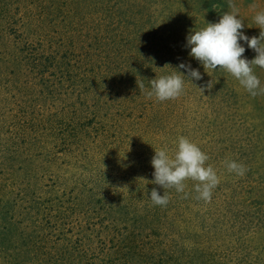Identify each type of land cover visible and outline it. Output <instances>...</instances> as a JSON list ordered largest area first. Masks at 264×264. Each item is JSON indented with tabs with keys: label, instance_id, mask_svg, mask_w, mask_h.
Segmentation results:
<instances>
[{
	"label": "rangeland",
	"instance_id": "rangeland-1",
	"mask_svg": "<svg viewBox=\"0 0 264 264\" xmlns=\"http://www.w3.org/2000/svg\"><path fill=\"white\" fill-rule=\"evenodd\" d=\"M206 1L0 0V202L8 199L7 179L19 174V166L22 172L30 174L66 170L57 164L68 161V157L59 159L55 148L50 151L44 147L56 143L55 135L45 137L43 133L49 124L54 132L62 116H73L77 100L61 89L59 79L65 77L62 70L80 55L95 62L98 72H112L117 80V89L110 87L109 92L100 94V99L90 100L100 114L114 116L122 100L127 101L122 106H129L148 98L137 83L150 90L149 80L171 74L180 63L190 64L203 77L193 83L185 77L184 91L176 99L161 102L155 97L148 98L151 104L148 119L139 130L142 136L136 133L133 140H126L128 144L133 141L131 144L137 148L131 151L135 153L133 159L117 154L114 146L100 150L103 157L99 154L96 168H106L108 178L102 187L107 196L133 187L143 193L158 189V185L151 183L154 149L166 147L171 154L178 137L184 136L209 156L206 165L216 170L220 183L213 189L210 202L196 199L195 182L191 180L185 181L187 198L184 193L167 189L174 195L170 201L173 208L189 211L194 222L200 224L212 217L213 212L227 216L223 221L234 222L232 216L237 214L245 215L244 221L249 219L246 216L251 146L254 140L264 142V95L252 97L234 77L219 68L210 70L208 75L200 62L189 56L186 40L189 33L206 27L207 22H218L222 13L231 11L229 0H220L222 5L215 7L212 14ZM231 3L239 8L243 33L249 38L259 37L260 29L253 18L262 11L260 0H231ZM240 43L246 49L244 57L254 59L255 51L244 41ZM155 49L159 50L157 58ZM145 60H154L159 65L153 77L140 73L147 72L149 67ZM179 71L187 75L184 69ZM254 74L264 87V69L254 66ZM210 80L213 86L208 89ZM22 152L25 155L20 157ZM23 157L28 159L26 166L19 165L18 160ZM228 160L245 165L246 174L240 177L229 173L225 166ZM148 198L143 194L137 203L146 204L150 202ZM185 219L183 224L187 228L191 221ZM171 230L178 231L176 227ZM183 235L176 233L174 237L184 238ZM174 243L173 239L175 256H180L181 247ZM239 248L243 250L244 246ZM147 256L146 252H132L127 261L147 264L150 263ZM168 257L170 253L168 256L165 253L160 261H168ZM219 264L228 263L224 260Z\"/></svg>",
	"mask_w": 264,
	"mask_h": 264
},
{
	"label": "trees",
	"instance_id": "trees-1",
	"mask_svg": "<svg viewBox=\"0 0 264 264\" xmlns=\"http://www.w3.org/2000/svg\"><path fill=\"white\" fill-rule=\"evenodd\" d=\"M218 5H222L220 0L206 1L212 14ZM260 5L264 11V0ZM154 54L157 58L159 50ZM75 57L62 70L65 77L59 79L61 89L77 100L73 116H62L54 132L49 124L43 133L55 135L56 143L44 147L55 148L59 159L68 157L57 164L66 170L30 174L19 166V174L7 179L8 199L0 202V264H130L132 252H146L147 264H219L224 260L264 264V142L254 140L251 146L246 221L239 214L232 216L234 222L223 221L227 216L213 212L207 221L196 223L189 211L173 208L174 195L160 186L157 191L169 196L166 206L153 205L150 191L143 193L137 187L107 196L102 187L108 178L106 168H96L101 153L114 146L117 154L133 159L131 151L137 148L126 140H133L136 133L142 136L139 130L148 119L151 100L142 97L140 103L129 106H122L127 103L122 100L114 116L100 114L90 100L100 99L110 87L115 89L117 80L112 72H98L97 64L85 56ZM154 62L145 60L149 67L140 72L143 77L157 72L159 65ZM18 161L19 165L29 163L24 157ZM143 194L150 202L140 205L137 198ZM186 217L191 221L187 228ZM176 233L184 238H175ZM173 239L174 246L181 247L180 256L172 249ZM165 253L171 255L169 262L160 261Z\"/></svg>",
	"mask_w": 264,
	"mask_h": 264
},
{
	"label": "clouds",
	"instance_id": "clouds-1",
	"mask_svg": "<svg viewBox=\"0 0 264 264\" xmlns=\"http://www.w3.org/2000/svg\"><path fill=\"white\" fill-rule=\"evenodd\" d=\"M229 8L231 11L222 13L218 22H207L206 27L189 33L186 37L187 47L190 48L189 56L199 61L208 75L210 70L219 68L234 77L252 97L264 95V87H261L260 79L254 74V66L264 69V11L258 12L253 18L260 29L259 37L249 38L242 31L244 23L238 18L239 8L231 0ZM240 41H244L248 48L255 51L257 55L254 59L244 57L246 49ZM174 69L176 71L171 74L149 80L150 90L145 89L143 83L137 85L148 98L155 97L163 102L176 99L183 93L185 77L191 82L203 78L200 71L190 64L180 63ZM179 69H184L187 75ZM212 86L210 80L206 87L210 89ZM197 88L201 92L205 91L203 87ZM154 152L151 159L154 179L151 183L164 190L175 189L177 193H184L187 198L185 181L191 180L195 182L196 199L211 201L212 191L220 183V177L211 165H206L209 156L195 142L180 136L171 154L166 147L154 149ZM225 166L229 173L240 177L247 172L246 166L235 160L225 161ZM150 199L154 205L159 206H166L169 202L167 192L164 191L161 195L155 187L150 191Z\"/></svg>",
	"mask_w": 264,
	"mask_h": 264
}]
</instances>
